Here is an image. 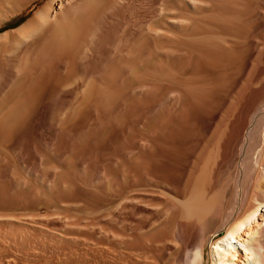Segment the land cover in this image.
<instances>
[{
    "label": "rangeland",
    "instance_id": "rangeland-1",
    "mask_svg": "<svg viewBox=\"0 0 264 264\" xmlns=\"http://www.w3.org/2000/svg\"><path fill=\"white\" fill-rule=\"evenodd\" d=\"M46 1L0 0V34ZM95 1L84 20L94 35L83 22L76 49L37 55L40 41L0 55V214L28 232L0 238V264H175L170 239L193 220L165 208L194 185L211 187L208 199L259 190L264 0ZM232 130L242 145L222 160L218 146Z\"/></svg>",
    "mask_w": 264,
    "mask_h": 264
},
{
    "label": "bare ground",
    "instance_id": "bare-ground-1",
    "mask_svg": "<svg viewBox=\"0 0 264 264\" xmlns=\"http://www.w3.org/2000/svg\"><path fill=\"white\" fill-rule=\"evenodd\" d=\"M95 0H47L37 11L35 14L27 20L23 25L18 27L15 30L6 31L2 34H0V48L2 49V53L0 54L1 57L8 59L10 58L9 55H14L17 57L19 55L20 51H26L29 47H32L36 45L37 43L42 42L43 46H39V51L37 50V55H47L49 54L45 50L48 49V47H51V49H54L55 52H59L58 50H68L69 48L73 49L75 43L77 44V36L80 34L81 30L80 27L85 26L86 20L88 19V15L90 14L91 4L93 5V2ZM97 1V0H96ZM95 1V2H96ZM114 0L110 2L108 8L112 4H114ZM97 3V2H96ZM20 6V5H18ZM23 6V5H22ZM21 7V6H20ZM93 7V6H92ZM107 10V8H106ZM18 11V10H17ZM105 11V10H104ZM15 12V11H14ZM88 14V15H87ZM100 14V12H99ZM217 14V13H216ZM228 15V14H227ZM86 16L87 18H84ZM214 16V15H213ZM218 19H221L220 17L223 16L220 14L217 15ZM83 18V21H82ZM211 18V17H210ZM214 18V17H212ZM216 18V19H217ZM225 18V15L223 17V20ZM229 18V17H228ZM231 18V16H230ZM86 19V20H85ZM84 20L86 22H84ZM227 20V19H226ZM214 21V20H213ZM84 22V23H83ZM212 22V21H211ZM83 23V24H82ZM89 23V22H88ZM87 23V25H89ZM94 23V22H93ZM96 23V22H95ZM81 25V26H80ZM95 25V24H94ZM83 26V27H84ZM88 27V26H87ZM90 27V25H89ZM86 28V26H85ZM85 33H89V37L91 38L94 35L95 30L91 28L89 32L88 28L83 29ZM223 30V29H222ZM83 31V32H84ZM84 34V33H83ZM200 37V36H199ZM205 36H203L204 38ZM210 37V36H209ZM206 36V40L208 38ZM83 38L82 34L81 37ZM94 38V37H93ZM195 38V37H194ZM213 37H210L209 41L211 44ZM84 39V38H83ZM205 39V38H204ZM197 40L199 41L200 38ZM205 42V40H203ZM206 41V43L208 42ZM201 42V41H200ZM80 43V42H79ZM202 43V42H201ZM197 44V43H196ZM207 44V45H209ZM213 44V43H212ZM212 44L210 46H212ZM200 45V44H199ZM202 45H205L202 44ZM206 45V46H207ZM201 46V45H200ZM205 46V47H206ZM214 46V45H213ZM264 46V45H263ZM41 47V48H40ZM82 47V46H81ZM194 47V46H193ZM85 48V47H84ZM175 48V47H174ZM76 49V45H75ZM190 49V48H189ZM29 50V49H28ZM54 50L52 51V55L54 53ZM57 50V51H56ZM66 50V52H67ZM70 50V49H69ZM1 51V50H0ZM49 51V50H48ZM61 51V52H62ZM78 51V50H77ZM193 51V49H192ZM217 51V50H216ZM45 52L47 54H45ZM59 52V53H61ZM64 52V51H63ZM75 52V50H74ZM74 52H69L71 55ZM190 52V51H189ZM195 52V51H194ZM198 52V51H197ZM21 53V52H20ZM27 53V51L25 52ZM44 53V54H43ZM68 53V52H67ZM63 54V53H62ZM76 52L72 55H74ZM82 54V53H81ZM81 54L79 57L82 58ZM26 55V54H24ZM65 55V54H64ZM183 55V54H182ZM206 55V53H205ZM8 56V57H7ZM51 55H48L49 57ZM264 56V55H263ZM44 57V56H43ZM63 57V55L61 56ZM72 57V58H73ZM23 58V57H22ZM26 58V57H25ZM40 58V57H39ZM69 58V57H68ZM80 59V58H79ZM189 59V58H188ZM200 59V58H199ZM14 60V59H13ZM35 60V59H34ZM38 60V59H37ZM44 60V59H42ZM208 60V59H207ZM24 62V60H21ZM27 61V58H26ZM41 61V59H40ZM46 61V59H45ZM48 61V60H47ZM46 61V62H47ZM50 61V60H49ZM80 61V60H79ZM22 62V63H23ZM28 62V61H27ZM38 62V61H37ZM44 62V61H42ZM70 62V60H69ZM21 63V62H20ZM26 63V62H25ZM29 63V62H28ZM35 63V62H33ZM51 64V63H50ZM25 64H23L24 66ZM31 65V63H30ZM34 65V64H33ZM69 65V64H68ZM262 65V63H261ZM22 66V65H21ZM27 66V65H26ZM29 66V65H28ZM201 66V64H200ZM44 68V67H43ZM201 68V67H200ZM46 69V68H45ZM180 69V68H179ZM69 70V69H68ZM119 71V70H118ZM22 72V71H21ZM42 72H44L42 70ZM46 72V71H45ZM55 72V71H54ZM162 72V71H161ZM33 74V73H32ZM43 74V73H42ZM197 75V74H196ZM43 76V75H42ZM160 77V76H159ZM162 77V76H161ZM248 77V76H247ZM43 78V77H42ZM216 78V76H215ZM145 80V79H144ZM153 80V79H152ZM194 80V79H193ZM190 81V80H189ZM41 82V81H40ZM50 82V81H49ZM257 83V82H256ZM155 84V83H154ZM164 84V83H163ZM250 84V83H249ZM146 85V89L148 88ZM262 85V84H261ZM150 86V84H149ZM175 86V85H174ZM252 86V85H251ZM143 87V84L141 88ZM151 87V86H150ZM113 88V87H112ZM144 88V89H145ZM34 89V88H33ZM50 89V88H49ZM151 89V88H150ZM149 89V90H150ZM48 90V89H47ZM148 90V89H147ZM146 90V91H147ZM148 90V91H149ZM32 92V91H31ZM179 92V91H178ZM174 93V92H173ZM176 93V94H175ZM174 94L176 95L177 99V92ZM180 93V92H179ZM258 93V92H257ZM113 94V93H112ZM181 94V93H180ZM260 95V94H259ZM180 96V95H179ZM178 96V97H179ZM188 96V95H187ZM156 97V96H155ZM246 97V96H245ZM254 97V96H253ZM252 97V98H253ZM256 97V95H255ZM154 98V97H153ZM180 98V97H179ZM178 98V99H179ZM183 98V97H182ZM174 99V100H176ZM200 99V98H199ZM254 99V98H253ZM160 100V99H159ZM240 100V99H239ZM249 100V99H248ZM247 100V101H248ZM251 101V100H250ZM254 101V100H253ZM252 101V102H253ZM261 101V100H260ZM262 104V102H260ZM150 104V103H149ZM238 104V103H237ZM236 104V105H237ZM246 104V103H245ZM258 104V103H257ZM264 105V103H263ZM243 106V105H242ZM233 107V106H232ZM260 108V105L258 106ZM257 107V108H258ZM264 107V106H263ZM258 108V109H259ZM262 108V106H261ZM234 110V108H233ZM260 110V109H259ZM184 111V110H183ZM224 113V112H223ZM226 113V112H225ZM229 113V112H228ZM227 113V114H228ZM231 113V112H230ZM253 114V113H252ZM229 115V114H228ZM262 115V114H261ZM221 116V115H220ZM230 116V115H229ZM228 116V117H229ZM255 117V116H254ZM193 118V117H192ZM220 118V117H219ZM225 118V116H224ZM249 118V117H248ZM252 118V116H251ZM187 119V118H186ZM222 120V119H221ZM224 120V119H223ZM222 120V121H223ZM229 120V119H228ZM249 120V119H248ZM169 121V120H168ZM243 121V120H242ZM221 122V121H220ZM226 123V122H225ZM224 123V124H225ZM232 123V122H231ZM190 124V123H188ZM196 124V123H195ZM234 124V123H233ZM241 124V123H240ZM198 126V125H197ZM219 126V125H218ZM247 126V125H246ZM236 127V126H235ZM241 127V126H240ZM223 128V127H222ZM232 128V126H231ZM245 128V127H244ZM243 128V129H244ZM220 129V128H219ZM247 129V128H246ZM256 129V128H255ZM177 130V129H176ZM182 130V129H181ZM233 130H235L233 128ZM232 130V132H233ZM238 131V129H236ZM245 130V129H244ZM249 130V129H248ZM168 131V130H167ZM166 131V132H167ZM171 131V130H170ZM169 131V132H170ZM213 131V130H212ZM219 131V130H218ZM217 131V133H218ZM230 131V130H229ZM227 133L225 139L223 140L222 146L220 144L219 151H221V159L226 160L228 157H231L230 155L233 152V148L235 147V143L239 141L241 143V140H239L238 136L240 134H237L236 132ZM172 132V131H171ZM214 132V131H213ZM211 132L210 134L212 135ZM243 132V130H242ZM253 132V129H252ZM255 132V131H254ZM168 133V132H167ZM164 134L165 136L167 135ZM179 133V132H178ZM181 133V132H180ZM225 133V134H226ZM240 133V132H239ZM157 134V133H156ZM156 134L153 136L155 138ZM176 134V133H175ZM244 134V133H243ZM247 134V133H246ZM245 134V135H246ZM252 134V133H251ZM222 135V134H221ZM249 135V134H248ZM181 136V135H180ZM179 136V137H180ZM183 136V135H182ZM210 136V135H209ZM214 136V135H213ZM242 136V135H241ZM244 136V135H243ZM247 136V135H246ZM252 136V135H251ZM158 137V136H157ZM160 137V136H159ZM158 137V138H159ZM216 138V135L214 136ZM254 137V135H253ZM167 138V137H166ZM169 138V137H168ZM258 139L260 137H257ZM153 139V138H152ZM150 140L151 142L153 140ZM156 139V138H155ZM160 139V138H159ZM171 139V138H170ZM247 139V138H246ZM253 139V138H252ZM150 141L148 143H150ZM205 142V141H204ZM246 142V141H245ZM257 142V141H256ZM161 143V142H160ZM174 143V141H173ZM220 143V142H219ZM261 143V142H260ZM129 144V143H128ZM145 144V143H143ZM238 144V142H237ZM236 144V145H237ZM264 144V143H263ZM153 145V144H152ZM206 145V144H205ZM204 145V146H205ZM219 145V144H218ZM242 145V143H241ZM249 145V144H248ZM254 145V144H252ZM256 145V143H255ZM148 146V145H147ZM260 146V145H259ZM258 146V147H259ZM241 147V146H240ZM246 147V146H245ZM251 147V146H250ZM166 148V147H165ZM173 148V147H172ZM203 148V147H202ZM213 148V146H212ZM221 148V150H220ZM236 148V147H235ZM252 148V147H251ZM250 148V149H251ZM162 149V148H161ZM211 149V148H210ZM248 149V148H246ZM246 149H244V153L242 158L246 156ZM201 150V149H200ZM204 150V149H203ZM208 150V147L207 149ZM212 150V149H211ZM215 150V149H214ZM240 150V149H239ZM218 151V152H219ZM249 151V150H248ZM251 151V150H250ZM259 151V150H258ZM217 152V153H218ZM235 152V150H234ZM259 158H263L264 161V150L261 149ZM199 153V152H198ZM201 153V152H200ZM216 153V154H217ZM233 157L237 156L235 153H233ZM239 154V153H238ZM242 154V153H241ZM252 154V153H250ZM197 155V154H196ZM205 155V154H204ZM212 155V153H211ZM218 155V154H217ZM245 155V156H244ZM203 156V155H202ZM200 155V158L202 157ZM216 156V155H215ZM251 156V155H250ZM157 157V156H156ZM197 157V156H196ZM218 158V156H216ZM239 157V156H237ZM247 157V156H246ZM198 158V157H197ZM249 158V157H248ZM247 158V159H248ZM258 162V156L256 157ZM211 159V157H210ZM209 159V160H210ZM215 159V158H214ZM213 159V160H214ZM233 159V158H231ZM238 159V158H237ZM198 160V159H197ZM212 160V159H211ZM217 160V159H215ZM218 160H220L218 158ZM243 160V159H242ZM241 160V161H242ZM246 160V159H244ZM162 161V160H161ZM200 161V159H199ZM229 161V158L228 160ZM224 161V162H226ZM239 161V160H238ZM237 161V162H238ZM251 161V160H250ZM249 161V162H250ZM261 161V159H260ZM195 162V161H194ZM197 162V161H196ZM208 162V161H207ZM248 162V167L251 168V163ZM262 162V161H261ZM170 163V162H169ZM222 163V161L220 162ZM264 163V162H263ZM193 164V162H192ZM200 164V163H199ZM205 164V163H203ZM211 164V163H210ZM240 164V163H239ZM242 165L244 162L241 163ZM262 164V163H261ZM198 165V164H196ZM245 165V164H244ZM253 165V164H252ZM258 168H260V165L258 163L256 164ZM146 166V165H145ZM207 166V165H206ZM221 166V165H220ZM226 166V165H225ZM247 166V164H246ZM255 168V165H253ZM191 167V166H190ZM199 167V166H198ZM262 167V166H261ZM195 168V167H194ZM227 168V167H226ZM236 168V167H235ZM243 168V166L241 167ZM247 168V167H246ZM249 168V171H250ZM257 168V169H258ZM135 169V168H134ZM197 169V167H196ZM202 169V168H201ZM261 169V168H260ZM191 169H189L190 171ZM199 170V169H198ZM197 170V171H198ZM206 170V169H205ZM245 170V169H244ZM248 170V168L246 169ZM254 170V169H253ZM188 171V170H187ZM192 171V170H191ZM237 171V170H235ZM243 171V170H242ZM248 171V172H249ZM252 171V170H251ZM196 172V171H195ZM245 172V171H244ZM190 173V172H189ZM203 173V172H202ZM247 173V172H246ZM245 173V174H246ZM251 173V172H249ZM205 174V173H203ZM212 174V173H211ZM235 174V173H234ZM237 174V173H236ZM239 174V172H238ZM194 175V174H192ZM188 176V174H187ZM190 176V175H189ZM204 176V175H203ZM243 176V175H242ZM194 177V176H192ZM213 177V176H212ZM230 177V175H229ZM248 177V176H247ZM253 184L256 183V186L259 187V190H256V193L248 198L247 195L241 194L238 187H234V192L231 196H227V193L225 190L227 188L220 187L219 190H222L224 188L223 193L220 192V196H213L208 199L209 194L207 192L209 188L206 190H201L197 188L194 185V188H191L188 196H186V200L176 202L174 205L172 203L171 207L165 208V205L163 206L164 214H168L174 209H178L182 214V219L184 216L189 217V221L191 219L193 220V225L189 226L187 229L183 228V226L177 224L178 230L175 237L170 239L175 247V254L173 258V262L175 264H264V195L262 193L260 180L264 181V169L262 167L261 170H256L253 174ZM189 177H187L188 180ZM201 178V177H199ZM205 178V177H204ZM203 178V179H204ZM235 177H233L234 179ZM190 179V178H189ZM196 179V178H195ZM232 179V180H233ZM249 179V178H248ZM247 179V180H248ZM202 180V179H201ZM236 180V179H235ZM252 181V179H251ZM261 181V182H262ZM204 182V181H203ZM202 182V183H203ZM233 182V181H232ZM241 182V181H240ZM191 183V182H190ZM198 183V182H197ZM236 183V181H235ZM248 183V182H247ZM191 183L190 185H192ZM204 184V183H203ZM219 184V183H218ZM243 184V183H242ZM252 184V186H253ZM187 185V184H186ZM188 185V186H190ZM199 185V184H198ZM216 185V184H215ZM236 185V184H234ZM244 185V184H243ZM250 185V184H249ZM203 186V185H202ZM205 186V185H204ZM242 187V185H240ZM187 187V186H186ZM227 187V186H226ZM240 187V188H241ZM245 187V186H244ZM249 187V186H247ZM206 188V187H205ZM214 188V187H213ZM237 188V189H236ZM256 188V187H255ZM242 189V188H241ZM184 190V189H183ZM186 190V189H185ZM184 190V191H185ZM218 190V191H219ZM212 191V190H211ZM231 191V189H230ZM245 191V190H244ZM181 192V191H180ZM186 192V191H185ZM217 192V191H214ZM243 192V190H242ZM247 192V191H246ZM188 193V192H187ZM219 193V192H217ZM179 194V193H178ZM216 194V193H215ZM230 194V193H229ZM247 194V193H246ZM164 195V194H163ZM184 195V193H183ZM250 196V195H249ZM210 198V197H209ZM175 199V196H174ZM182 199V198H181ZM135 202V201H134ZM123 204V203H122ZM168 206V205H167ZM153 207V206H152ZM128 209V208H127ZM121 210V209H120ZM125 210V209H122ZM159 210V209H158ZM163 210V209H162ZM174 212V211H173ZM173 214V213H172ZM171 214V215H172ZM169 215V214H168ZM3 217V222L1 219L0 223V238L6 239V237H9V239L13 241L22 240L25 238V235L27 232V225H19L18 222L20 219L16 216H10V215H3L0 214V217ZM164 216V215H163ZM177 216V214H176ZM31 218V217H30ZM173 218V217H172ZM191 218V219H190ZM186 219V220H188ZM19 220V221H18ZM6 221V223H4ZM176 221V220H174ZM188 221V222H189ZM36 224V223H35ZM185 225V224H184ZM174 227V226H172ZM29 228V227H28ZM29 230V229H28ZM164 231V230H163ZM27 236V235H26ZM123 236V235H122ZM130 237V236H129ZM8 239V238H7ZM169 239V238H168ZM3 240V239H2ZM1 241V239H0ZM5 241V240H4ZM21 242V241H20ZM1 243V242H0ZM162 244V243H161ZM162 259V258H161Z\"/></svg>",
    "mask_w": 264,
    "mask_h": 264
}]
</instances>
